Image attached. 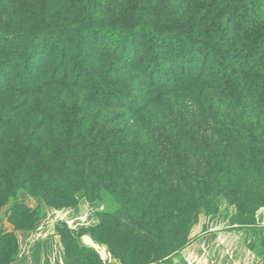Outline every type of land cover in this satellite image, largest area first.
<instances>
[{
	"label": "trees",
	"instance_id": "1",
	"mask_svg": "<svg viewBox=\"0 0 264 264\" xmlns=\"http://www.w3.org/2000/svg\"><path fill=\"white\" fill-rule=\"evenodd\" d=\"M229 3L231 17L225 11L212 12V8L218 9L217 3L199 8L200 24L193 23L188 31L179 25L170 29L143 24L127 29L71 25L81 38L107 44L128 69H137L136 57L144 61L138 70L152 92L145 90L144 95L134 97H120V84L98 76L69 40L27 30H0V96L6 92L23 97L38 94L45 80L40 70L43 62L55 64L46 75L48 85L55 76V66L63 70V61L70 54L78 65L71 81L78 84L85 77L94 103L101 105L103 99L106 107L132 117L146 113L170 95L200 90L202 97L209 98L197 105L199 112L191 118L192 123L178 120L168 126L161 119L151 131L141 126L130 133L109 130L96 119L89 122L72 114L65 116V111L48 115L44 109L35 115L29 111L25 128L22 120L17 122L29 113L24 103L0 107V207L15 202L21 189L56 210L73 208L81 199L92 203L107 195L121 196V207H134L142 219L153 224L160 220V224L163 217L168 218L186 231L202 210L218 212V196L252 193L243 198L248 206L256 210L264 207V0ZM202 22H208L204 28ZM225 104L232 105L231 113L225 114ZM231 167L241 171L230 182L223 175ZM241 182L252 188L242 192ZM11 213L9 220L16 229L38 219L34 210L18 203H13ZM110 218L112 214L102 213L97 225L77 235L66 223H57L55 234L68 264H106L94 249L79 245L78 238L87 234L122 264H131L114 252L107 240ZM250 221L238 224L245 226L252 224ZM2 234L0 231V258L5 254L8 258L0 264H11L18 258L17 239L14 233ZM138 237L146 242L148 252H142L147 256L135 264L175 254V250L158 249L141 233ZM149 244L157 253L153 258ZM123 246L135 257L126 243ZM260 248L264 262V237Z\"/></svg>",
	"mask_w": 264,
	"mask_h": 264
},
{
	"label": "rangeland",
	"instance_id": "2",
	"mask_svg": "<svg viewBox=\"0 0 264 264\" xmlns=\"http://www.w3.org/2000/svg\"><path fill=\"white\" fill-rule=\"evenodd\" d=\"M212 3L218 4V9L212 8V12H216V10L218 12L225 11L230 17L232 16L229 0H0V30H27L32 34L61 36L62 39L69 40L80 51L86 63L92 67L98 76L120 84L122 88V93H119L120 97H134L138 93L140 96L144 95L145 90L149 93L152 92V88L146 86V81L140 76V70H138L141 65L145 64L144 61L136 57L134 62L137 69H128L107 44L91 37L81 38L74 26L71 27V25L76 23L75 25H79L84 29H88L89 26H122L123 29H127L138 24L157 29H170L179 25L185 31H188L193 23L200 24L199 8ZM207 23L202 22L201 28H204ZM134 54V52H129L131 56ZM54 65L50 60L43 62L40 70L41 77L45 80L42 81L38 94L33 95L30 93L28 96L23 97L17 96L14 92H6L0 96V107L24 103L27 111H32L33 115L39 109L46 110L48 115L65 111V116L72 114L78 120L83 117L89 122L96 119L102 127L104 126L109 130H112V128L126 129L130 133V130L134 131L141 126L145 130L149 128V131H151L156 121L161 119L164 123L168 122V126L169 122L176 124L178 120L192 123L191 118H194L199 112L197 105L204 104L205 100L208 101L209 99L207 96L202 97L200 90L179 94L178 96L170 95L146 113L132 117L115 107H106L103 105V99L100 103L102 106L94 103L90 97L92 92L90 82L85 77L78 84L71 81L78 65L70 54L63 61V70L55 66V76L51 84L46 85L48 82L46 75L50 74L51 70L49 69ZM61 79H64V82ZM112 103L115 105L114 102ZM53 108L55 110H52ZM222 109L227 114L228 112L231 113L234 108H232V105L225 104ZM30 112L23 119L17 120V122L22 120L20 123L25 128L30 119ZM261 118L264 119V115ZM52 127L53 125L50 124L49 128ZM201 160L202 155L197 163L200 164ZM240 171L238 167H231L230 172H224L223 177L229 178L228 181L231 182L240 176ZM254 171L255 168H252V173ZM241 184H243L241 186L242 192L252 188L249 184L245 188V182H241ZM252 185L256 187L254 184ZM213 188L215 190L217 187L213 185ZM251 194L246 196L239 194L236 197L228 194L226 197H216L215 205L218 212L209 214L202 210L196 223L189 229L190 231L184 230L183 225H174L168 218L164 219L163 217L160 224V220L157 224H153L147 219H142L140 213L137 210L135 211L134 207H121L123 205L121 196L111 197L107 195L101 201L92 203L81 199L79 203H82L85 208H81L79 217L89 215L91 220L77 226L72 223V230L77 235L78 232L97 225L99 216L107 212L113 216L109 219L107 225V230L111 232L107 236V240L111 243L114 252L128 259L131 264H135L139 258L147 256L142 253L148 251L146 242L139 240L138 234L140 233L153 240L151 244L156 245L158 249L175 250V254L172 256L160 261H152L149 264H264L260 257V240L264 237V207L257 210L255 208L251 209L248 206V201L243 199H248L252 196ZM13 203L34 210L38 214L37 221L35 223L24 222L19 226L20 229H16L9 220ZM42 208L51 207H48L42 198L35 197L25 190H18L15 202L11 201L0 207V231L3 233L2 235L27 233L35 229L37 224L43 223ZM61 210L69 211V208ZM92 221L93 224H90ZM245 221H250L252 224L245 226L238 224ZM58 222H53V225L56 226ZM59 228L64 230L62 226H59ZM206 230H210V232L203 234ZM114 232H116L115 236L112 235ZM95 233L100 235V231L95 230ZM15 236L17 239V235ZM84 236L89 237L91 240L89 234ZM185 242L187 243L183 246L182 244ZM123 243L128 245L135 257H131L125 251ZM151 244L148 246H150L149 253L153 258L157 253H155L156 251ZM79 245L92 249L80 243ZM96 253L98 254L97 251ZM7 258V254H5L0 258V261L5 263ZM112 258L122 264L117 258L113 256ZM94 262V259H92V263Z\"/></svg>",
	"mask_w": 264,
	"mask_h": 264
},
{
	"label": "crops",
	"instance_id": "3",
	"mask_svg": "<svg viewBox=\"0 0 264 264\" xmlns=\"http://www.w3.org/2000/svg\"><path fill=\"white\" fill-rule=\"evenodd\" d=\"M82 207L85 208L82 203H79L69 211L42 208V224H37L35 229L27 233L15 234L18 239V258L11 264H68L60 238L55 234L53 222H65L68 224L70 232L76 235L72 230V223L77 226L91 220L89 215L79 217ZM90 224H93V221ZM209 232L210 230H206L203 234ZM78 242L83 246L94 248L106 264H119L108 253L104 245L92 242L87 236L78 238Z\"/></svg>",
	"mask_w": 264,
	"mask_h": 264
}]
</instances>
